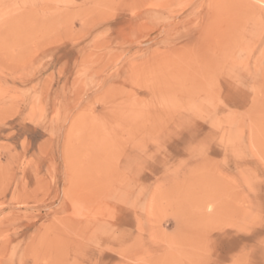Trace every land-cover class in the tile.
Instances as JSON below:
<instances>
[{"label": "rangeland", "instance_id": "rangeland-1", "mask_svg": "<svg viewBox=\"0 0 264 264\" xmlns=\"http://www.w3.org/2000/svg\"><path fill=\"white\" fill-rule=\"evenodd\" d=\"M247 1L0 0V264H264Z\"/></svg>", "mask_w": 264, "mask_h": 264}, {"label": "bare ground", "instance_id": "bare-ground-1", "mask_svg": "<svg viewBox=\"0 0 264 264\" xmlns=\"http://www.w3.org/2000/svg\"><path fill=\"white\" fill-rule=\"evenodd\" d=\"M227 4H230L231 7L242 10L244 15L250 14V2L247 0H225ZM224 2V1H223ZM252 12V11H251ZM235 22V21H234Z\"/></svg>", "mask_w": 264, "mask_h": 264}]
</instances>
